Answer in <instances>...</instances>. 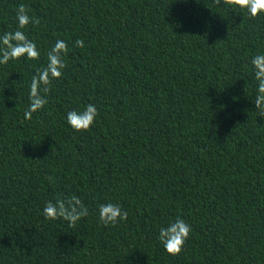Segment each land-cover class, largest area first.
Listing matches in <instances>:
<instances>
[{
    "label": "trees",
    "instance_id": "obj_1",
    "mask_svg": "<svg viewBox=\"0 0 264 264\" xmlns=\"http://www.w3.org/2000/svg\"><path fill=\"white\" fill-rule=\"evenodd\" d=\"M20 29L37 59L0 64V264H264V116L251 58L264 13L237 0H0V36ZM66 67L25 118L57 40ZM84 41V47L75 45ZM93 104L76 131L66 113ZM77 196L88 215L46 219ZM127 219L105 226L99 205ZM191 225L179 253L160 226Z\"/></svg>",
    "mask_w": 264,
    "mask_h": 264
},
{
    "label": "clouds",
    "instance_id": "obj_2",
    "mask_svg": "<svg viewBox=\"0 0 264 264\" xmlns=\"http://www.w3.org/2000/svg\"><path fill=\"white\" fill-rule=\"evenodd\" d=\"M240 7L246 8L248 13L255 17L258 13H264V0H237ZM16 21L18 28L14 32H5L0 36V64L7 63L10 59L16 60L21 57L25 59H37L40 55L36 44L29 39L23 31L30 23H39L37 19L30 16L25 5L21 4L16 9ZM77 47L83 48L84 41L77 40ZM68 44L64 40H57L47 53V66L37 69L33 75L30 86V105L25 111V118L31 119L32 113L44 107L47 103L44 94L48 91V85L53 79L62 75L66 67L63 57L67 55ZM254 70V78L257 81L255 105L261 116H264V53H258L251 58ZM98 115V109L93 104H88L82 111L70 110L66 113V121L74 130H87L94 123ZM46 219L63 218L69 225H75L77 221L88 215V209L77 196H71L67 200L49 201L42 209ZM127 212L115 203L99 205V219L105 225L116 224L127 219ZM191 225L183 218L177 216L174 220L160 226L158 239L165 250L171 254L179 253L183 244L189 238Z\"/></svg>",
    "mask_w": 264,
    "mask_h": 264
}]
</instances>
